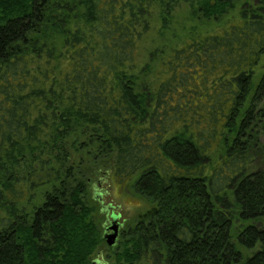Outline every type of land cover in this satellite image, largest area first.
Masks as SVG:
<instances>
[{"label": "trees", "instance_id": "16d2710c", "mask_svg": "<svg viewBox=\"0 0 264 264\" xmlns=\"http://www.w3.org/2000/svg\"><path fill=\"white\" fill-rule=\"evenodd\" d=\"M241 1L0 0V264H93L107 180L150 206L111 264H264V0L227 29Z\"/></svg>", "mask_w": 264, "mask_h": 264}, {"label": "rangeland", "instance_id": "374dc122", "mask_svg": "<svg viewBox=\"0 0 264 264\" xmlns=\"http://www.w3.org/2000/svg\"><path fill=\"white\" fill-rule=\"evenodd\" d=\"M257 3H259L258 0H251L252 5ZM243 8H249L248 4H245V0H242L238 4L237 9L223 19V24L229 22L226 27L227 29L231 26H239L241 19L238 17L240 10ZM220 27L221 25H218V22H211L209 30L211 28L219 30ZM261 62L264 64V54ZM260 166L264 167V156L260 159ZM92 194L94 200L92 199L91 205L97 210L94 218L103 232L113 214L118 216V222L123 223L124 231H127L129 226L134 224L138 218H141L150 209L146 201L135 196L132 192L121 189L116 184H112L111 180L103 182L101 186L97 185L95 190L92 191ZM94 196L98 199H95ZM123 241L124 237L120 238L116 246L111 249L106 243L102 244L92 258L93 264L113 263L115 261V253L123 249Z\"/></svg>", "mask_w": 264, "mask_h": 264}, {"label": "water", "instance_id": "95a60500", "mask_svg": "<svg viewBox=\"0 0 264 264\" xmlns=\"http://www.w3.org/2000/svg\"><path fill=\"white\" fill-rule=\"evenodd\" d=\"M111 226L108 230L112 231L109 235L105 236V240L108 246H114L117 243V239L119 236V223H118V216L113 214L111 216V220L108 222Z\"/></svg>", "mask_w": 264, "mask_h": 264}, {"label": "flooded vegetation", "instance_id": "af4514ba", "mask_svg": "<svg viewBox=\"0 0 264 264\" xmlns=\"http://www.w3.org/2000/svg\"><path fill=\"white\" fill-rule=\"evenodd\" d=\"M113 213V212H112ZM119 221V220H118ZM119 223V237L118 239L120 238L121 234H122V228H123V223L121 222H118ZM111 226V224L109 223L105 228H104V232H103V236H107L109 235L110 233H112V231L108 230V228Z\"/></svg>", "mask_w": 264, "mask_h": 264}]
</instances>
